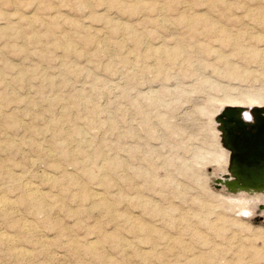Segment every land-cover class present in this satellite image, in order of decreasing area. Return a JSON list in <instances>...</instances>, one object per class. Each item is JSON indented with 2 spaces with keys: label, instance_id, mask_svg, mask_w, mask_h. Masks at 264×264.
Instances as JSON below:
<instances>
[{
  "label": "rangeland",
  "instance_id": "1",
  "mask_svg": "<svg viewBox=\"0 0 264 264\" xmlns=\"http://www.w3.org/2000/svg\"><path fill=\"white\" fill-rule=\"evenodd\" d=\"M248 95L264 0H0V264H264V193L219 181Z\"/></svg>",
  "mask_w": 264,
  "mask_h": 264
},
{
  "label": "water",
  "instance_id": "2",
  "mask_svg": "<svg viewBox=\"0 0 264 264\" xmlns=\"http://www.w3.org/2000/svg\"><path fill=\"white\" fill-rule=\"evenodd\" d=\"M251 112L249 122L238 106H225L216 115L232 173V179L219 181L234 192H264V106H254Z\"/></svg>",
  "mask_w": 264,
  "mask_h": 264
},
{
  "label": "bare ground",
  "instance_id": "3",
  "mask_svg": "<svg viewBox=\"0 0 264 264\" xmlns=\"http://www.w3.org/2000/svg\"><path fill=\"white\" fill-rule=\"evenodd\" d=\"M139 39V38H138ZM63 44V43H62ZM70 44V43H69ZM140 44V43H139ZM62 46V45H61ZM71 46V45H70ZM69 46V47H70ZM71 48V47H70ZM260 53V52H259ZM262 53V52H261ZM263 57V56H262ZM186 58V57H185ZM249 96V95H248ZM233 98V97H232ZM261 99V97L260 96H258V95H253V96H249V103L248 104H243V103H241L240 101H238L237 99H235V98H233V99H230L228 102H226L225 104H223L222 106H221V108H220V110L218 111V113L225 107V106H238V107H241L242 108V113H241V116H242V118L245 120V121H247V122H249V121H252V112H251V109H252V107H254V106H264V103L262 102V101H260V100H257L256 102H254V100H256V99ZM74 99V98H73ZM254 99V100H253ZM157 100V99H156ZM247 100H248V98H247ZM262 100V99H261ZM86 101V100H85ZM264 101V100H263ZM217 113V114H218ZM215 120H216V117H215ZM216 122H217V120H216ZM217 124L219 125V122H217ZM218 125H217V129L220 131V129H219V127H218ZM113 126V125H112ZM79 132V131H78ZM220 133H221V131H220ZM220 136H221V134H220ZM6 137V136H5ZM59 138V137H58ZM222 143V142H221ZM222 145H223V143H222ZM63 147V146H62ZM223 147H224V145H223ZM222 147V148H223ZM225 148V147H224ZM47 149V148H46ZM64 149V148H63ZM71 152V151H70ZM227 152V155H228V167H227V172L225 173V176L222 178L223 180H226V179H232V173L230 172V170H229V151L227 150L226 151ZM69 157V156H68ZM94 164V163H93ZM91 173V172H90ZM24 189L27 191V193H29L27 196L29 197V199H30V196H32V197H34L33 195H35L37 192H36V189L34 188V186L31 184V183H26L25 185H24ZM25 192V191H24ZM260 192V191H259ZM262 192V191H261ZM264 193V192H263ZM24 195H25V193H24ZM25 195V196H26ZM30 195V196H29ZM38 195V194H37ZM40 195H42V194H40ZM40 195L39 196H36V197H40ZM96 196V195H95ZM32 197H31V199H32ZM23 198H25V197H23ZM26 199H28L27 197L25 198V200ZM40 199V198H39ZM251 200V199H250ZM22 201H24L23 199H22ZM37 201L39 202V200H36V204H37ZM26 202V201H25ZM27 202H31V201H27ZM26 202V203H27ZM41 202V201H40ZM39 202V203H40ZM32 203V202H31ZM12 205H13V202L8 198V197H6V196H0V212L2 213V214H4V215H6V214H9V211H10V208L12 207ZM38 205H41V204H38ZM44 204H42V206H43ZM243 210H245V212H250V210H248V209H243ZM251 213V212H250ZM15 223V222H14ZM18 224H20V223H17V225ZM22 227L23 228H25L26 230H28L29 232H33L34 230H33V228H32V226H31V224H28V223H25V224H22ZM35 231H37V230H35ZM0 240L1 241H4L5 243H7V244H14V242H15V239H14V237L12 236V235H10V234H7V233H4V234H0ZM3 242V243H4ZM18 244V243H17ZM8 246V245H7ZM10 247V246H9ZM14 247V246H13ZM9 249H11L12 250V248L10 247ZM14 250H16L17 252H18V254L19 255H21V256H28L29 255V252L27 251V250H24V249H22V248H14ZM12 252V251H11ZM13 253V252H12ZM16 253V252H15ZM34 253V252H33ZM31 254V253H30ZM20 256V257H21ZM56 256V255H55ZM30 257V256H29ZM26 258V257H25ZM26 259H28V258H26Z\"/></svg>",
  "mask_w": 264,
  "mask_h": 264
},
{
  "label": "clouds",
  "instance_id": "4",
  "mask_svg": "<svg viewBox=\"0 0 264 264\" xmlns=\"http://www.w3.org/2000/svg\"><path fill=\"white\" fill-rule=\"evenodd\" d=\"M250 214H251L250 212H246V213H244V215H246V216H247V215H250Z\"/></svg>",
  "mask_w": 264,
  "mask_h": 264
}]
</instances>
